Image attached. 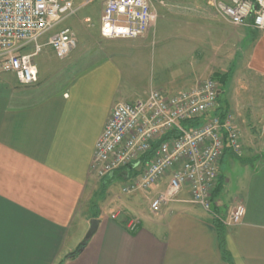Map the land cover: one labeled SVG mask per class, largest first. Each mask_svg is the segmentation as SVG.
<instances>
[{
  "label": "crops",
  "instance_id": "crops-1",
  "mask_svg": "<svg viewBox=\"0 0 264 264\" xmlns=\"http://www.w3.org/2000/svg\"><path fill=\"white\" fill-rule=\"evenodd\" d=\"M196 26L199 48L216 59L213 65L228 67L215 72L230 73L222 101L237 127L251 131L243 156L228 151L220 165L221 171L226 162L235 168V157L243 162L232 200L224 199L230 180L219 173L217 212L227 219L237 203L246 208L240 225L223 226L225 250L231 264H264V33L233 26L210 9L199 12ZM146 47L142 42L140 48ZM170 54L162 53L166 60L158 72L139 87L144 96L123 95L124 75L114 59L75 75L54 71L44 60L32 87L21 86L12 74V80L0 79V264H230L217 225L190 202L186 189L157 216L138 217L135 231L127 229L131 218L123 213L115 220L103 212L94 218L98 191L110 208L113 185L133 175L122 169L98 181L91 171L113 108L145 99L152 90L172 95L189 85L188 78L171 74ZM112 204L120 210L119 202ZM93 219L100 221L97 233L68 258Z\"/></svg>",
  "mask_w": 264,
  "mask_h": 264
},
{
  "label": "built area",
  "instance_id": "built-area-1",
  "mask_svg": "<svg viewBox=\"0 0 264 264\" xmlns=\"http://www.w3.org/2000/svg\"><path fill=\"white\" fill-rule=\"evenodd\" d=\"M96 1L0 0V74L14 75L24 87L37 85L38 55L50 47L60 61L67 59L78 41L73 30L60 26ZM159 4L167 6L164 0ZM209 5L231 25L264 33V0H211ZM157 18L153 0H106L100 35L107 40L141 39ZM221 92V83L210 78L176 94L152 90L145 99L117 104L96 143L92 173L102 180L131 169L133 175L121 185L123 196L166 183L151 202L154 216L186 189L190 202L214 221L225 227L240 225L245 205L237 203L224 219L217 212L221 200L214 196L225 154H244L235 116L219 111ZM137 225L130 220L127 229L135 231Z\"/></svg>",
  "mask_w": 264,
  "mask_h": 264
},
{
  "label": "rangeland",
  "instance_id": "rangeland-1",
  "mask_svg": "<svg viewBox=\"0 0 264 264\" xmlns=\"http://www.w3.org/2000/svg\"><path fill=\"white\" fill-rule=\"evenodd\" d=\"M164 1L166 7L159 4L160 0H153L158 11V18L147 34L137 40H107L102 38L100 35V18L106 0L96 1L81 9L75 17L65 21L60 26V29L70 28L75 32L78 41L76 50L67 59L60 61L52 49L48 47L43 49V53L36 58V64L42 70L43 62L46 60L55 66L52 67L54 71H59L65 75H75L100 62L114 59L124 75L122 93L128 96H144L140 94L139 87L144 88L150 82L153 74L158 72L160 62L166 60V56H162V53L165 52L171 53V56L167 55L168 62L171 64V74L181 76L183 79L188 78L189 85L182 91L213 78L216 71L228 68L227 66L213 65L216 59L208 58L205 51L198 46L197 16L201 10H214L209 5L211 0ZM43 40L40 42L43 43ZM142 42L147 46L144 49L140 48ZM156 43L158 44L157 48L155 47ZM201 53H203L202 57H200ZM10 75L0 74V79L9 78L12 80ZM133 100L130 99L129 102ZM246 132L250 133L251 131L241 130L243 141L246 138ZM241 159L234 158L237 164L235 168L230 169L227 162L221 168L222 180H230L224 197L227 201L236 196L238 180L241 175L240 169L243 163ZM165 188L166 184H163V190L160 192L154 189L147 193L123 196L120 193L121 185L116 183L113 185V192H110L109 196L112 201L110 208H112H108L105 193H101L99 190L95 195L93 213L95 215L104 213L110 219L123 213L132 221H137V218L143 215L153 217L154 215L150 212L151 202ZM117 197H120L122 202ZM113 202L120 203V210L112 204Z\"/></svg>",
  "mask_w": 264,
  "mask_h": 264
},
{
  "label": "trees",
  "instance_id": "trees-1",
  "mask_svg": "<svg viewBox=\"0 0 264 264\" xmlns=\"http://www.w3.org/2000/svg\"><path fill=\"white\" fill-rule=\"evenodd\" d=\"M230 78V73L228 72V73H225V74H215L214 76H213V79H215V80H218L220 83H221V86H222V92H223V89H224V86L227 84V81H228V79ZM221 92V93H222ZM219 111L222 113V114H225L226 112H228L229 110H228V105L226 104V103H224V101H222V99H221V96H220V98H219ZM222 190H223V183L221 182V180L219 181V185H218V187H217V189H216V191H215V194H214V196L215 197H218L220 194H221V192H222ZM99 217V214H96L95 216H94V218H98ZM215 222V224L217 225V228H218V230L221 232V244H222V247H223V252H224V254H225V258L229 261V263L231 264V261H230V259L228 258V255H227V253H226V250H225V240H224V235H223V233H222V230H223V225L220 223V222H218V221H214ZM86 247V244L85 245H81L80 247H79V249L74 253V254H72V255H70L68 258H70V259H73V258H75V257H77L79 254H80V251L82 250V249H84ZM63 262V261H62ZM62 264V263H61Z\"/></svg>",
  "mask_w": 264,
  "mask_h": 264
},
{
  "label": "water",
  "instance_id": "water-1",
  "mask_svg": "<svg viewBox=\"0 0 264 264\" xmlns=\"http://www.w3.org/2000/svg\"><path fill=\"white\" fill-rule=\"evenodd\" d=\"M99 224H100L99 219H93V220H91L90 229H89V231H88V233H87V235H86V237H85L84 242H83L82 245H85L87 242H89L93 238V236L98 231Z\"/></svg>",
  "mask_w": 264,
  "mask_h": 264
}]
</instances>
